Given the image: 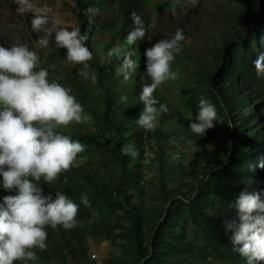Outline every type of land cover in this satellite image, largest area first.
<instances>
[{"label":"rangeland","instance_id":"374dc122","mask_svg":"<svg viewBox=\"0 0 264 264\" xmlns=\"http://www.w3.org/2000/svg\"><path fill=\"white\" fill-rule=\"evenodd\" d=\"M90 2L81 17L77 0H33L37 8L51 10L50 22L57 27H79L88 34L86 46L93 54L89 77L94 73L95 82L78 75L81 65L67 62L66 49L56 46L54 34L47 48L37 46L46 33L32 30V13L20 15L16 0H0V46L27 44L36 51L41 66L49 70V79L70 87L89 116L61 129L84 144L85 150L71 170L54 182L57 191L79 206L77 219L82 226L71 230L49 227L47 250H35V264H246L233 250L232 233L225 232L224 221L236 218L234 204L246 190L243 184L252 186L249 192L259 190L264 200V168L260 167L264 162V137L260 136L264 95H249L259 83L264 86V76H258L255 67L241 76L248 83L242 93L249 96L232 112L215 94L209 77L220 78L237 70L236 54L248 56L253 63L264 52V0H199L195 7L176 6L175 12L173 0H144L149 27L145 37L132 46L139 67L127 82L116 74L119 62L107 57L113 47L125 46L129 33L119 19L117 0ZM177 29L185 36L182 51L172 63L180 76L154 93L168 111L159 114L157 128L148 132L136 123L144 107L138 97L143 84L150 83L144 52L160 39H171ZM236 34H244L245 39L240 41ZM125 95L128 100L122 103L120 98ZM107 97L114 104L105 119ZM200 98L216 106L223 122H216L201 137L189 128ZM228 125L243 135L241 146L250 151L249 156L226 165V174L235 184L223 175L205 178L206 172L236 155L233 139L226 133ZM123 145L134 146L138 156L123 155ZM78 176L83 179L76 181ZM122 178L127 180L126 191L133 195L128 208L138 220L137 235L129 215L114 203ZM201 182L208 184L199 199ZM41 187L45 195L50 194L42 181ZM82 192L88 196L87 206L80 201ZM14 194L3 189L0 177V203Z\"/></svg>","mask_w":264,"mask_h":264},{"label":"clouds","instance_id":"9594fccd","mask_svg":"<svg viewBox=\"0 0 264 264\" xmlns=\"http://www.w3.org/2000/svg\"><path fill=\"white\" fill-rule=\"evenodd\" d=\"M199 0H173L175 7L189 4L197 6ZM17 13H32L31 27L34 32L43 31L37 46L45 49L49 37L54 34L58 48L66 49V60L81 65L78 75L93 82L89 77V61L93 54L87 47L88 34L79 27L59 28L50 22L48 8H37L33 0H16ZM134 28L124 39L125 46L113 47L107 52L109 59L115 57L118 65L116 74L124 82L131 79L139 67L133 59L136 50L132 48L145 37L146 29L141 18L132 13ZM51 24V26H50ZM185 36L177 29L171 39H160L144 52L146 75L150 83L143 84L138 97L144 107L136 120L137 125L151 132L157 128L158 116L167 112L154 96L156 90L168 81L179 78L178 70L172 69L176 54L182 51ZM258 76H264V52L253 61ZM124 103L128 97L121 96ZM159 105V107H157ZM89 119L82 104L55 79H49V70L41 66L38 53L27 44L13 43L10 47L0 46V177L2 187L14 191V195L3 197L0 203V264H35L36 249L47 250V229L62 227L71 230L82 226L79 221L80 208L64 192L55 191V197L45 195L41 187L52 184L71 170L78 154L85 150L79 140H73L61 129ZM189 124L190 130L198 135L223 123L216 106L200 98L198 111ZM195 151L197 146L186 141ZM121 153L133 158L138 150L132 145H123ZM178 159V157H173ZM264 168V162L260 164ZM80 201L87 206L88 196L81 193ZM236 218L224 221L225 232H231L233 250L246 259V264L264 261V200L260 191H241L234 204ZM91 223V221H89Z\"/></svg>","mask_w":264,"mask_h":264},{"label":"trees","instance_id":"16d2710c","mask_svg":"<svg viewBox=\"0 0 264 264\" xmlns=\"http://www.w3.org/2000/svg\"><path fill=\"white\" fill-rule=\"evenodd\" d=\"M79 7H80V16L82 17V13H85L90 6V0H77ZM117 8H118V15L119 19L122 21L123 26L125 29H127L129 32L134 28V23H133V18H132V13L135 12L143 21L145 29L147 31L149 27V20H150V15L149 12L145 8V3L144 0H117ZM249 33V31H248ZM238 38L240 41H243L245 39L244 34H236L235 36ZM224 57H227L224 55ZM235 62L238 64V69L233 70V72H225L220 78L216 76H210L209 81L211 86L214 88L215 94L219 99L224 103L225 106L228 107L229 111H233L237 105H242L244 104V100L248 98V96H253V97H260L261 95H264V86L259 83L258 85L255 86L253 91L251 92L252 94L246 95L242 93L243 87L245 85H248L245 81H241V76H244L245 74H249L253 69L254 65L252 63V60L243 54H236L234 57ZM92 67L96 70H99L98 66L92 65ZM240 89V90H239ZM113 101L110 99V97L106 98L105 101V108H106V114L104 115V118L107 119V113L113 105ZM227 136L233 139V146L232 148L235 150L236 149V155H230L227 159L226 162L221 164L220 166H217L214 168L211 172H206L205 178L208 177H215L219 175L224 176V180L227 181L229 184H235L233 182V179L226 174L227 168L226 165L231 164L235 161V159H243L247 156L250 155L249 149L245 150L244 146H241V140L239 139L243 135L241 134H236L234 133V129L228 125L226 129ZM246 135V134H245ZM147 136V135H146ZM145 136V137H146ZM260 136L264 137V127L263 130L260 132ZM87 140L90 141H96L95 139L92 138H86ZM82 176L76 177V181L82 180ZM43 186L48 189L50 194L55 197V185L54 183L52 184H44L42 181ZM127 184V180L125 178H122V183L119 186V189L117 190L115 194V200L114 203L118 205L119 208H121L127 215H129V219L132 221L133 224V229L135 230V234L137 235V230H138V220L136 219V216L133 214V211L128 208L129 203L131 199L133 198V195H129L128 192L126 191L125 187ZM208 182H201L198 187V193L197 197L201 199V196L204 193V190L207 186ZM243 187H245L246 190L250 191L251 187L250 185L243 184ZM255 191H259L255 189ZM135 242L137 246L139 245L138 240L135 239ZM139 248V247H138Z\"/></svg>","mask_w":264,"mask_h":264}]
</instances>
